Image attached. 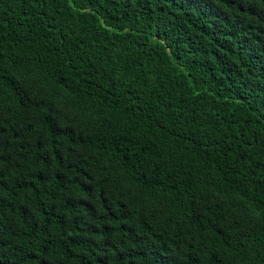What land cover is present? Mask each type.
Returning a JSON list of instances; mask_svg holds the SVG:
<instances>
[{
	"label": "trees",
	"instance_id": "16d2710c",
	"mask_svg": "<svg viewBox=\"0 0 264 264\" xmlns=\"http://www.w3.org/2000/svg\"><path fill=\"white\" fill-rule=\"evenodd\" d=\"M0 264H264V0H0Z\"/></svg>",
	"mask_w": 264,
	"mask_h": 264
}]
</instances>
